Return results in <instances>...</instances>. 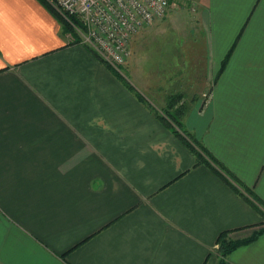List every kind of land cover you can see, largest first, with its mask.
Wrapping results in <instances>:
<instances>
[{"label": "crops", "instance_id": "0c3cea01", "mask_svg": "<svg viewBox=\"0 0 264 264\" xmlns=\"http://www.w3.org/2000/svg\"><path fill=\"white\" fill-rule=\"evenodd\" d=\"M141 34L165 35L174 93L126 87L42 0H0V264H221V233L264 231L157 117L181 95L186 130L264 204V0H178ZM226 264H264V234Z\"/></svg>", "mask_w": 264, "mask_h": 264}, {"label": "built area", "instance_id": "2783aa9c", "mask_svg": "<svg viewBox=\"0 0 264 264\" xmlns=\"http://www.w3.org/2000/svg\"><path fill=\"white\" fill-rule=\"evenodd\" d=\"M64 19L77 20L81 43L118 69L135 35L165 19L178 0H46Z\"/></svg>", "mask_w": 264, "mask_h": 264}, {"label": "trees", "instance_id": "16d2710c", "mask_svg": "<svg viewBox=\"0 0 264 264\" xmlns=\"http://www.w3.org/2000/svg\"><path fill=\"white\" fill-rule=\"evenodd\" d=\"M43 3L45 5H47V7L51 10V12H53V14L63 23V25L65 26V33H71L72 37L74 38V44H78L81 43V39L75 35V28L73 27V25L76 28H80L81 24L73 19L70 20L71 23H69L66 19H64L46 0H42ZM91 50V49H90ZM93 51V50H91ZM95 56L101 60L103 63H105L107 65V67L115 74V76L123 81V83L125 84L126 87L131 88L132 86L126 82L123 77L119 74V71H116L113 67H111L109 64H107V62H105L95 51H93ZM225 64H223L222 70L224 68ZM180 99H182L181 95H176L173 96V98L170 99L169 103H168V107L163 110L162 113H164V116H162L161 114H158L157 117L165 123L166 127H168L170 130H172V132L177 135V137H179L189 148L190 150L201 160V162H204L203 159V155L209 156L211 162L217 166L220 171L223 173V175L217 171V173L224 179L225 182H227L231 187H233V189L237 192H240L231 182H229V179H231L232 181L235 182V184L237 186H239L240 188H242L243 190H245L248 194L252 195L254 200L256 201V203H258L259 205H263L264 204L253 195L252 192H250L242 183H240L223 165H221L217 160H215L206 150L205 148L195 139V137L189 133L186 128L184 127V124L182 123V117L185 115L187 109L185 106H179L176 109L174 108L175 105L177 104V102L179 103ZM208 165H210L212 167V164L207 162ZM213 168V167H212ZM215 169V168H213ZM249 203L253 206L254 202H251L248 199ZM258 207V206H257ZM230 232H223L220 234V236L217 239V245L219 246L218 248V254L221 257V264H226V259L228 258V256L236 249L244 246V245H248L252 242H254L257 238V236L264 234V231H262L261 233H259V235H257L254 238L245 240V241H241V242H233L230 239H228V234Z\"/></svg>", "mask_w": 264, "mask_h": 264}, {"label": "rangeland", "instance_id": "374dc122", "mask_svg": "<svg viewBox=\"0 0 264 264\" xmlns=\"http://www.w3.org/2000/svg\"><path fill=\"white\" fill-rule=\"evenodd\" d=\"M177 11V13L174 14L175 16L177 14H183L186 17V11L182 9V6L178 7ZM174 15L169 19H175ZM164 22H166V20L160 23L163 24ZM74 32L75 35L80 38L79 33L76 31V29ZM137 37L138 38L132 39L133 41L130 46L131 56L129 60L125 63L124 66H121L118 69H115L114 67L113 68L116 71H119V74L123 77V79L132 87H152L153 92H156V90L154 89L162 87L167 88L170 92H173L175 89L173 87H177L176 76L174 75V66H171V62L166 63L165 61H162V59H160L163 45L162 41H165V35L163 38L162 35L159 36V34H141V36L139 35ZM74 41V38L71 39V42ZM89 49L93 50L90 47ZM177 107H179V105ZM162 112L160 114L164 116V113Z\"/></svg>", "mask_w": 264, "mask_h": 264}]
</instances>
